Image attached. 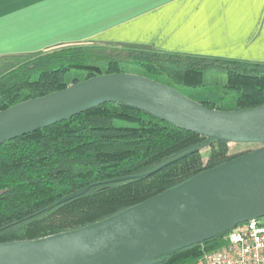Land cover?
<instances>
[{
	"label": "trees",
	"instance_id": "1",
	"mask_svg": "<svg viewBox=\"0 0 264 264\" xmlns=\"http://www.w3.org/2000/svg\"><path fill=\"white\" fill-rule=\"evenodd\" d=\"M20 58L22 61L0 73V110L114 72L143 75L181 93L187 88H213L216 76L224 74L223 87L236 90L230 110L264 105V62L108 42L68 45ZM199 102L229 110L215 100ZM228 144L210 141L119 102L100 104L5 140L0 143V242L36 239L103 220L242 154L229 156ZM236 144L252 146L249 150L260 146ZM192 149L195 151L146 175ZM121 176L131 177L106 182ZM86 186L81 194L54 204ZM225 236L221 232L168 252L153 264H190L202 250L223 244Z\"/></svg>",
	"mask_w": 264,
	"mask_h": 264
},
{
	"label": "water",
	"instance_id": "2",
	"mask_svg": "<svg viewBox=\"0 0 264 264\" xmlns=\"http://www.w3.org/2000/svg\"><path fill=\"white\" fill-rule=\"evenodd\" d=\"M107 102L133 106L210 141L260 146L103 220L36 239L0 242V264H153L168 252L264 217V105L246 110L208 108L146 76L105 73L0 110V143ZM194 151L183 153L146 175ZM86 188L69 193L54 204L67 201Z\"/></svg>",
	"mask_w": 264,
	"mask_h": 264
},
{
	"label": "crops",
	"instance_id": "3",
	"mask_svg": "<svg viewBox=\"0 0 264 264\" xmlns=\"http://www.w3.org/2000/svg\"><path fill=\"white\" fill-rule=\"evenodd\" d=\"M93 42L264 62V0H0V66Z\"/></svg>",
	"mask_w": 264,
	"mask_h": 264
},
{
	"label": "built area",
	"instance_id": "4",
	"mask_svg": "<svg viewBox=\"0 0 264 264\" xmlns=\"http://www.w3.org/2000/svg\"><path fill=\"white\" fill-rule=\"evenodd\" d=\"M190 264H264V217L235 225L223 244L202 250Z\"/></svg>",
	"mask_w": 264,
	"mask_h": 264
},
{
	"label": "rangeland",
	"instance_id": "5",
	"mask_svg": "<svg viewBox=\"0 0 264 264\" xmlns=\"http://www.w3.org/2000/svg\"><path fill=\"white\" fill-rule=\"evenodd\" d=\"M22 59L23 58L20 59L18 58L17 60L5 61V62L1 61L0 73L4 71L5 68L8 67L9 65L17 64L19 63V61H22ZM216 80H217L216 85H214L213 88H187L183 90V93L186 96L198 102L202 100H215L216 102H220L223 108L229 110L233 109L236 90L227 89L226 87H223L225 84L224 74H219L218 76H216ZM252 148L253 147L249 145L229 143L228 155L233 156L236 154L244 153Z\"/></svg>",
	"mask_w": 264,
	"mask_h": 264
}]
</instances>
